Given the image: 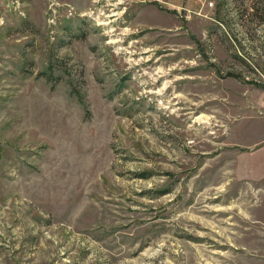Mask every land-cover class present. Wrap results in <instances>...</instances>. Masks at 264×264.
<instances>
[{
	"label": "rangeland",
	"instance_id": "374dc122",
	"mask_svg": "<svg viewBox=\"0 0 264 264\" xmlns=\"http://www.w3.org/2000/svg\"><path fill=\"white\" fill-rule=\"evenodd\" d=\"M262 144L264 0H0V264H264Z\"/></svg>",
	"mask_w": 264,
	"mask_h": 264
},
{
	"label": "crops",
	"instance_id": "0c3cea01",
	"mask_svg": "<svg viewBox=\"0 0 264 264\" xmlns=\"http://www.w3.org/2000/svg\"><path fill=\"white\" fill-rule=\"evenodd\" d=\"M252 169L254 176L247 178L255 180V183H259L260 187L264 186V144L255 148Z\"/></svg>",
	"mask_w": 264,
	"mask_h": 264
},
{
	"label": "bare ground",
	"instance_id": "6f19581e",
	"mask_svg": "<svg viewBox=\"0 0 264 264\" xmlns=\"http://www.w3.org/2000/svg\"><path fill=\"white\" fill-rule=\"evenodd\" d=\"M111 16H113V15H111Z\"/></svg>",
	"mask_w": 264,
	"mask_h": 264
}]
</instances>
